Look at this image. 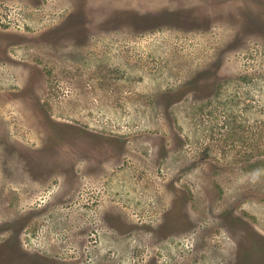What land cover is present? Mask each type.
I'll return each instance as SVG.
<instances>
[{"label":"rangeland","instance_id":"obj_1","mask_svg":"<svg viewBox=\"0 0 264 264\" xmlns=\"http://www.w3.org/2000/svg\"><path fill=\"white\" fill-rule=\"evenodd\" d=\"M0 264H264V0H0Z\"/></svg>","mask_w":264,"mask_h":264}]
</instances>
